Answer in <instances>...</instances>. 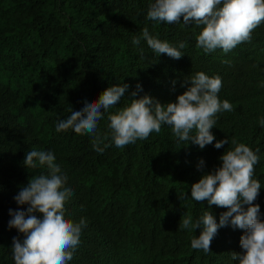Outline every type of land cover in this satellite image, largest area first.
<instances>
[{
  "label": "trees",
  "instance_id": "1",
  "mask_svg": "<svg viewBox=\"0 0 264 264\" xmlns=\"http://www.w3.org/2000/svg\"><path fill=\"white\" fill-rule=\"evenodd\" d=\"M152 2L0 0V264H14L13 238L24 239L9 229V210L27 209L14 197L32 177L49 171L38 161L35 168L25 167L32 149L54 153L67 176L64 187L73 190L63 214L74 223L86 221L68 264H239L232 253L242 251V230L219 229L211 252L204 253L191 248L200 230H180L179 223L185 216L195 222L206 212L218 223L227 211L192 200L190 187L220 166L219 157L234 147L233 139L260 158L253 179L261 189L254 203L264 220V23L252 32L251 42L228 53H206L196 40L203 26H185L183 17L172 25L149 21ZM145 27L184 56H158L143 39L133 45ZM198 72L219 76L218 98L233 107L216 114L213 144L200 149L181 142L166 125L123 148L112 143L109 115L145 95L165 105L175 102L190 86L187 78ZM122 84L129 89L98 122L102 153L93 148L94 136L56 132L72 110ZM225 139L229 144L216 149L215 143ZM201 159L205 163L199 169Z\"/></svg>",
  "mask_w": 264,
  "mask_h": 264
},
{
  "label": "clouds",
  "instance_id": "2",
  "mask_svg": "<svg viewBox=\"0 0 264 264\" xmlns=\"http://www.w3.org/2000/svg\"><path fill=\"white\" fill-rule=\"evenodd\" d=\"M181 17L185 26L193 23L203 26L196 37L198 48H203L206 53L216 49L228 53L241 43L251 42L252 32L264 23V0H154L149 5L146 19L172 25L181 23ZM141 39L158 56L166 54L175 60L184 56L177 47L151 35L147 27L142 30L141 37L132 40L133 45L138 46ZM178 47L183 49L185 44L181 42ZM185 83L190 86L177 96L175 102L165 105L145 95L132 99L129 105L109 115L108 136L112 143L123 148L147 139L153 132L159 133L166 125L181 142H191L200 149L213 144L216 137L211 129L216 123V114L233 110L229 101L218 98L222 80L219 76L209 77L198 72ZM129 87L128 84L110 86L98 99L86 100L82 110H72L68 118L57 123L56 132L71 129L76 134L94 136L93 148L102 153L98 122L106 110L120 102ZM137 91H142L139 84ZM137 91L131 95L136 97ZM231 143L234 147L219 157L220 166L202 175L190 187L192 200L207 201L209 206L227 211L221 213L218 223L210 212L195 222L191 216H185L181 218L179 228L199 229V236L191 240V248L204 253L211 252V242L219 229L228 226L240 229L243 231L240 237L242 251L232 253V259L239 264H264V220L259 204L254 203L261 184L253 179L260 158L244 143L235 139ZM225 144H229L228 139L217 141L214 146L221 149ZM55 159L51 151L32 149L26 153L25 167L35 168L38 161L49 171L46 175L32 177L14 197L17 205L22 208L27 205L26 211L9 210V229L14 228L24 236L22 242L13 238L14 264H68L79 244L82 228L87 226L83 218L74 223L63 214L64 203L73 190L64 187L67 176L62 174ZM204 163L201 159L198 168L202 169Z\"/></svg>",
  "mask_w": 264,
  "mask_h": 264
}]
</instances>
